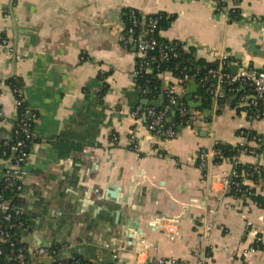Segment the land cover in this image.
Returning a JSON list of instances; mask_svg holds the SVG:
<instances>
[{
  "label": "crops",
  "instance_id": "0c3cea01",
  "mask_svg": "<svg viewBox=\"0 0 264 264\" xmlns=\"http://www.w3.org/2000/svg\"><path fill=\"white\" fill-rule=\"evenodd\" d=\"M234 0H0V140L11 135L17 100L8 81L21 84L25 103L38 114L25 167L23 204L28 244L58 247L60 260L94 264H147L175 258L195 264V249L210 256L205 264H264V248L252 250L257 237L264 246V206L239 198L225 188L235 162L216 161L217 143L236 146L242 129L264 133V120L251 122L237 107L204 98L195 81L185 86L171 72L161 75L191 109L189 124L160 149L152 151L150 134L131 113L148 98L133 72L137 52L122 46L123 12L174 16L160 34L183 41L209 62L226 57L229 66L264 64L261 41L264 0H241L239 20L231 19ZM247 36L257 40L251 48ZM9 40L22 60L3 44ZM254 49H257L255 46ZM241 56V59L239 58ZM195 91L188 93L191 86ZM192 96L191 98L189 96ZM149 99V98H148ZM137 133L139 149L130 143ZM201 149L209 152L204 169ZM242 166L259 164L263 174L245 182L264 197V155L242 153ZM119 188L120 200L101 197ZM126 199L127 208L113 207ZM215 211V214L211 212ZM139 217L133 244L117 233L126 218ZM214 228L205 242L198 230ZM177 223L178 237L168 234ZM173 264V263H169Z\"/></svg>",
  "mask_w": 264,
  "mask_h": 264
},
{
  "label": "built area",
  "instance_id": "2783aa9c",
  "mask_svg": "<svg viewBox=\"0 0 264 264\" xmlns=\"http://www.w3.org/2000/svg\"><path fill=\"white\" fill-rule=\"evenodd\" d=\"M240 2L241 0H234V5L229 10L230 14L238 10ZM160 19L159 14H143L137 9L129 8L127 21H123L121 27L122 46L126 50H133L135 47L138 54L133 72L135 78H142L146 74L154 72L155 69L159 70L162 62L169 61L177 57L181 50L188 49L186 42L167 41L162 38L158 27ZM139 25L142 28L137 32L135 28ZM261 39V49L264 52V31ZM2 42L16 60L23 59L9 40L3 39ZM212 62L217 63V66L209 68L205 76L201 77L198 82L195 81L197 74L185 73L183 77H175L178 78L182 86L195 81L199 88L204 89L208 95L218 101L227 97V92H238L235 107L244 113L251 122L264 120V64L260 67L248 64L240 65L237 73L234 74L227 69L229 63L226 57ZM163 73L165 72L159 73L160 77ZM234 84H238V88L230 87ZM227 86L228 88H226ZM12 90L16 96L18 108L24 103L23 90L17 85H14ZM155 100H161L160 106L151 104ZM189 114H191V109L185 96L180 95L174 86L166 84L158 98L150 100L148 105L143 103L137 105L131 116L138 126L143 125L149 132L148 142L152 146V151L163 156L159 146L175 138L179 131L189 124ZM174 116H176L175 121ZM17 117V123L13 125L11 135L0 140V264H42L41 260L45 257H57L58 247L55 248L56 245H30L24 242L22 237V232L27 226L23 204V179L32 146L38 139L35 131L38 114L28 107ZM0 118H5L1 110ZM240 134L242 139L235 146L236 155L227 157L232 159L235 165L232 172L225 178V188L233 189L239 198L254 199L255 196H261V193L254 185L245 182V169H239L237 157L242 153L255 157L264 155V151H261V148H264V133H251L250 129H242ZM130 143L133 149H139L135 130L131 132ZM214 155L218 158H225L224 152L217 147L214 148ZM208 158V150L201 149L197 155L198 166L204 169ZM246 173L252 178L261 176L263 167L259 164L248 166ZM255 202L257 201L255 200ZM211 213L215 214V211ZM213 228V222L205 221L198 230L199 240L205 242ZM167 231L171 237H178L181 234L177 223L170 225ZM126 248L127 246L122 244L114 250L115 264H119V251H124ZM263 248L262 238L257 237L252 250ZM200 251L199 247H196L194 251L195 264H205L210 258V256H200ZM169 263L175 264L178 263V260L159 258L153 262H147V264ZM69 264L81 263L79 260L73 259Z\"/></svg>",
  "mask_w": 264,
  "mask_h": 264
},
{
  "label": "trees",
  "instance_id": "16d2710c",
  "mask_svg": "<svg viewBox=\"0 0 264 264\" xmlns=\"http://www.w3.org/2000/svg\"><path fill=\"white\" fill-rule=\"evenodd\" d=\"M159 15L161 16V19H160L159 24H158L159 29L167 28L174 18V16H168L166 13H159ZM128 16H129V9H126L123 12L124 20L127 21ZM231 19H233V20H239L240 19L239 10H236L235 12L231 13ZM141 28H142L141 25H139L138 27L135 28V30L137 32H139L141 30ZM163 39L166 40L165 38H163ZM216 66H217V63H215V62H209L203 58H199L196 54L195 49L192 47H189L187 50H181L180 54L177 57L172 58L169 61L162 62L159 70L155 69L154 72L146 74L142 78H137V84L139 85V88L141 89V93L143 95L148 97L150 100H154L155 98H158L162 94L164 87H165L164 82H163L162 78L160 77V74H159L160 72L162 73V72L169 71V72H172V74L176 77H183V75L185 73H188L191 75L197 74L198 76H197V79L195 81L198 82L201 77L205 76V74L209 68L216 67ZM227 69L229 71H231L230 66H227ZM8 83L11 86V88L14 85H17L19 87L21 86L19 81L15 78L10 79L8 81ZM238 86H239L238 84L230 85V87H234V88H238ZM226 88H228V86ZM199 93L204 98H211V96L208 95L204 91V89H202L201 87L199 88ZM238 94H239L238 92H233V93L227 92V97H225L221 101V103L229 104L230 107H234L235 103L237 102L236 99H237ZM28 107L29 106L24 101V103H22L21 106H19L17 109L18 110L17 116L21 115L23 113V111H25ZM17 118L15 119L14 124L17 123ZM188 119L190 121L191 114H189ZM175 120H176V116H174V121ZM247 130H249V129H247ZM250 131H251V133H257V131L253 130V129H250ZM215 147L220 148L224 152L225 158L233 157L234 155H236V148H235V146H233L231 144L219 142L216 144ZM261 151H264V148H261ZM221 160H222V158L216 157L217 162H220ZM242 168L248 169V166L244 167L241 164H239V169H242ZM257 177H260V176H257ZM257 177H255V178H257ZM255 178H253V179H255ZM231 193L233 195L237 196L233 189L231 190ZM253 198H254V200L257 201V203L264 206V197L255 196ZM55 248H57V246H55ZM75 259L79 260L81 264H94L93 262H90V261H87L84 259H79L78 257ZM70 261H73V259ZM70 261H68V264L70 263ZM65 262H66L65 260H60V261L54 262L52 264H65Z\"/></svg>",
  "mask_w": 264,
  "mask_h": 264
},
{
  "label": "water",
  "instance_id": "95a60500",
  "mask_svg": "<svg viewBox=\"0 0 264 264\" xmlns=\"http://www.w3.org/2000/svg\"><path fill=\"white\" fill-rule=\"evenodd\" d=\"M247 40H249L251 48L253 50H256L257 52L260 51V46H257V44H256L257 40L256 39H254V38L251 39L249 36H247ZM255 46L257 47V49H254ZM135 49L136 48L134 47L133 50H135ZM239 58L241 59V56H239ZM230 68H231V72L236 74L238 71L239 65L235 64V65H232ZM196 86L197 85L191 86V88L188 90V93H192L193 91H195ZM189 97L191 98L192 96L190 95ZM142 103L145 105H148V104H150V100L148 98H144V99H142ZM160 103H161V100H155V101L151 102L152 105H156V106H160ZM101 197L106 198V199L111 198L114 200H120V190L117 187H115V188L109 187V188L103 189L101 192ZM125 200L126 199L122 198L120 201L121 203L117 204L113 207L118 206V208H120V207L121 208H127V205H126L127 203ZM120 224H122V228H119L117 230V233L120 235H124L125 234L124 231H125L126 235H124V236H127L125 241L127 243H129L130 245L133 244V239L135 238V234H134L135 231H138L139 235L143 234L142 230L139 228V217L138 216H133L132 219L126 218L124 220V222H122ZM23 240H24V242H26L25 239H23ZM30 245H32V244H30ZM35 245H37V246H48L45 243H40V244H35ZM52 245H53V243L50 246H52ZM58 261H60L59 257H55V258L45 257L41 260V263L42 264H52V263L58 262ZM65 264H68V260H66Z\"/></svg>",
  "mask_w": 264,
  "mask_h": 264
}]
</instances>
